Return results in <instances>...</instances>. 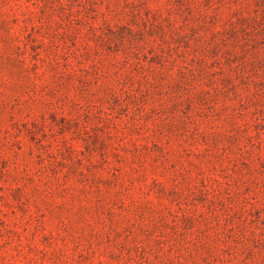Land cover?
Returning <instances> with one entry per match:
<instances>
[{
  "label": "rangeland",
  "instance_id": "rangeland-1",
  "mask_svg": "<svg viewBox=\"0 0 264 264\" xmlns=\"http://www.w3.org/2000/svg\"><path fill=\"white\" fill-rule=\"evenodd\" d=\"M0 264H264V0H0Z\"/></svg>",
  "mask_w": 264,
  "mask_h": 264
}]
</instances>
